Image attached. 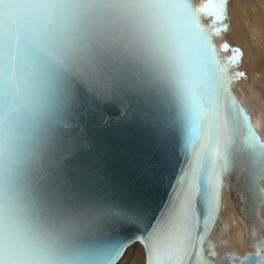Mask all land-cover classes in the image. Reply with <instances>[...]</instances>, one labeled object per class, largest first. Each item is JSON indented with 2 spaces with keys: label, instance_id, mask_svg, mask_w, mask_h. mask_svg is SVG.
I'll return each mask as SVG.
<instances>
[{
  "label": "snow or ice",
  "instance_id": "snow-or-ice-1",
  "mask_svg": "<svg viewBox=\"0 0 264 264\" xmlns=\"http://www.w3.org/2000/svg\"><path fill=\"white\" fill-rule=\"evenodd\" d=\"M228 3L0 0V264H213L225 181L239 264H264V142L230 92L242 53L214 45Z\"/></svg>",
  "mask_w": 264,
  "mask_h": 264
},
{
  "label": "bare ground",
  "instance_id": "bare-ground-1",
  "mask_svg": "<svg viewBox=\"0 0 264 264\" xmlns=\"http://www.w3.org/2000/svg\"><path fill=\"white\" fill-rule=\"evenodd\" d=\"M208 22H211L210 18ZM227 22L234 35L233 38L236 36V44L241 47L243 53L242 59L235 68L252 66V76H246V72L242 73L236 69L233 71L236 79L234 91L239 99L251 108L254 123L264 131V73H262L264 71V0H232V3H228ZM217 40L223 50L226 41L231 39L228 37L225 41L219 35ZM231 49L236 48L231 47ZM223 53L227 61L232 57V55L228 57L224 51ZM240 74L243 76V82L238 80ZM232 212L234 208L228 207L224 213L225 217H229ZM231 239L232 245L241 254L247 250L243 226L239 225L232 229ZM136 261L141 264V258L138 259L135 253L130 252L127 264H135Z\"/></svg>",
  "mask_w": 264,
  "mask_h": 264
},
{
  "label": "water",
  "instance_id": "water-1",
  "mask_svg": "<svg viewBox=\"0 0 264 264\" xmlns=\"http://www.w3.org/2000/svg\"><path fill=\"white\" fill-rule=\"evenodd\" d=\"M194 3L199 5L198 0H194ZM214 45L217 49L218 57L222 62H226V58L224 56L223 50L217 40V36L214 39ZM231 75L233 77V83L230 86V92L232 97L235 99L237 105L244 110L245 115L249 117V123L253 132L256 134L258 139L261 142H264V131L262 128L258 127L254 123V114L251 108L244 104L234 91L235 85V75L233 70H231ZM228 181H225V188L222 195V209L219 214L218 223L213 226L211 232V244L212 247L208 248L205 252V256L211 260H213V264H239L240 259L245 256L253 255L256 252V248L253 247V243L250 241L249 237V224L245 223V217L249 215L247 211V206L245 205L239 191L233 188L231 191L227 187ZM164 197L163 189L159 192L158 203ZM232 206L234 208V212L230 214L229 217H225L224 213L228 207ZM264 208L259 210V217L261 220H264L263 215ZM250 223V221H249ZM239 225L243 226L245 230V239L244 243L247 247V250L241 254L233 245L231 239V231L233 228H237ZM264 228H256L255 236L256 242L264 244ZM223 250V251H221ZM215 253L214 257L210 255V253ZM235 256L236 259L230 261L228 259L229 256Z\"/></svg>",
  "mask_w": 264,
  "mask_h": 264
},
{
  "label": "rangeland",
  "instance_id": "rangeland-1",
  "mask_svg": "<svg viewBox=\"0 0 264 264\" xmlns=\"http://www.w3.org/2000/svg\"><path fill=\"white\" fill-rule=\"evenodd\" d=\"M198 2L199 3H202L203 2V0H198ZM230 3H232V0H229V4ZM230 7H231V5H230ZM226 23H227V25H228V27H227V30L226 31H224V32H222L220 35H221V39L223 40H225L226 41V38H230L231 40H229V41H226V44L225 45H227L228 46V51H224L225 52V54L227 53V55H228V57H231V55L233 54L232 53V49H231V47H234V48H236V49H238L241 53H242V49H241V47L240 46H238L237 44H236V36L233 38V34L231 33V29H230V25L228 24V22L226 21ZM224 47V46H223ZM243 54V53H242ZM248 65V64H247ZM251 68V69H250ZM232 69H233V71L236 69L235 68V66H233L232 67ZM237 71H240V72H242V73H244V72H246L245 74H246V76H252V66L251 65H248L247 67H241V68H237L236 69ZM247 70H250V71H247ZM238 73V72H237ZM262 73H264V71L262 72ZM238 80H239V82H243V76L240 74L239 76H238ZM137 256H138V259H139V257H140V255H139V252H138V250H137V252L135 253ZM125 264H127V262H125ZM135 264H138V261H136V263Z\"/></svg>",
  "mask_w": 264,
  "mask_h": 264
}]
</instances>
